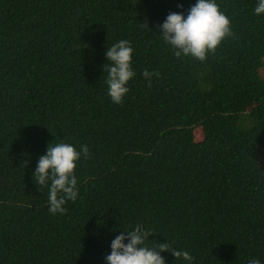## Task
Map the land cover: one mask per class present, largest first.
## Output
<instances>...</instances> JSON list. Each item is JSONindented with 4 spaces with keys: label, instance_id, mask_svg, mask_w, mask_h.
Listing matches in <instances>:
<instances>
[{
    "label": "trees",
    "instance_id": "16d2710c",
    "mask_svg": "<svg viewBox=\"0 0 264 264\" xmlns=\"http://www.w3.org/2000/svg\"><path fill=\"white\" fill-rule=\"evenodd\" d=\"M194 3L0 0V264H105L138 222L193 264H264V15L216 0L231 35L204 61L176 57L153 29ZM119 40L136 76L117 105L103 69ZM61 140L89 154L53 215L32 172Z\"/></svg>",
    "mask_w": 264,
    "mask_h": 264
},
{
    "label": "clouds",
    "instance_id": "9594fccd",
    "mask_svg": "<svg viewBox=\"0 0 264 264\" xmlns=\"http://www.w3.org/2000/svg\"><path fill=\"white\" fill-rule=\"evenodd\" d=\"M180 8L182 5L177 4ZM253 14L264 15V0H255ZM150 30L147 23H140ZM159 33L158 35L156 33ZM153 33L169 47L176 57H191L204 61L206 56L231 35V21L219 10L216 0H195L186 14L169 12L162 22L154 26ZM133 48L128 40H119L105 48L104 56L107 72L105 84L111 102L120 104L128 93V84L136 76L133 69ZM105 63L102 65L104 66ZM141 75L150 82L153 72L145 69ZM89 149L81 144L79 150L64 141L47 143L43 154L39 155L32 179L38 187L47 188L46 204L48 211L63 214L67 201H75L78 196L77 178L74 170L77 161L87 158ZM116 231V229H110ZM152 235L143 223L131 228H120L109 243V253L104 257L105 264H165L161 253L168 252L181 264H193L194 258L187 250L172 247L169 241L150 245ZM247 264H261L256 257L249 258Z\"/></svg>",
    "mask_w": 264,
    "mask_h": 264
},
{
    "label": "rangeland",
    "instance_id": "374dc122",
    "mask_svg": "<svg viewBox=\"0 0 264 264\" xmlns=\"http://www.w3.org/2000/svg\"><path fill=\"white\" fill-rule=\"evenodd\" d=\"M262 76L264 77V69H263V72H262Z\"/></svg>",
    "mask_w": 264,
    "mask_h": 264
}]
</instances>
